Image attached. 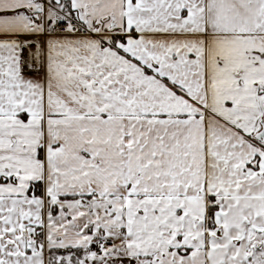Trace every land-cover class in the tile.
<instances>
[{
    "label": "snow or ice",
    "instance_id": "1",
    "mask_svg": "<svg viewBox=\"0 0 264 264\" xmlns=\"http://www.w3.org/2000/svg\"><path fill=\"white\" fill-rule=\"evenodd\" d=\"M0 264H264V0H0Z\"/></svg>",
    "mask_w": 264,
    "mask_h": 264
}]
</instances>
